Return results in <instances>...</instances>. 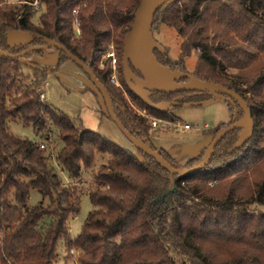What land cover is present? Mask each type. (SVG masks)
Wrapping results in <instances>:
<instances>
[{
  "label": "trees",
  "instance_id": "obj_1",
  "mask_svg": "<svg viewBox=\"0 0 264 264\" xmlns=\"http://www.w3.org/2000/svg\"><path fill=\"white\" fill-rule=\"evenodd\" d=\"M140 1L0 0V49L17 55L43 39L62 45L105 85L123 126L151 142L154 120L175 122L177 107L169 112L149 107L123 78L124 42ZM159 24L174 29L181 41L177 60L165 48V54L156 52L159 62L188 72L186 60L196 54L191 74L244 98L255 123L253 138L229 153L240 131L230 133L205 169L171 180L154 159L85 129L48 104L46 71L27 61L42 51L21 59L0 55V264H61L63 239V259L76 252V264H264V0H179L157 13L154 30ZM11 32L32 40L11 47ZM112 46L119 87L110 82L113 70L106 59ZM60 53L61 60L67 58ZM175 96L155 93L150 100L158 105ZM229 106L228 126H217L212 139L243 116L238 106ZM8 122L31 126L40 140L14 136ZM98 156L102 161L95 168ZM203 159L204 153L184 168ZM88 170L93 209L71 239L69 220L81 210L80 180ZM34 191L41 196L37 205L30 204Z\"/></svg>",
  "mask_w": 264,
  "mask_h": 264
},
{
  "label": "rangeland",
  "instance_id": "obj_2",
  "mask_svg": "<svg viewBox=\"0 0 264 264\" xmlns=\"http://www.w3.org/2000/svg\"><path fill=\"white\" fill-rule=\"evenodd\" d=\"M79 26L76 25L78 29ZM154 37L165 48L169 49L170 57L177 60L180 53V39L174 29L161 24L156 25ZM32 37L23 32H11L8 43L11 47L26 46ZM110 49L114 50L112 46ZM115 51V50H114ZM105 60V58H102ZM38 69L46 71V80L43 84L45 100L56 110L61 111L77 124L85 129L97 132L110 139L115 144L126 148L136 155L138 150L125 137L118 126L112 121L107 112V107L102 95L98 92L84 70L69 59L61 60V53L56 49H47L35 53L27 60ZM197 56L186 60V69L189 73L194 71ZM30 74V69H25ZM202 102L199 96L184 98V106L173 109L176 117L175 122L160 121L151 130L150 140L152 145L161 151H165L171 159L180 167L194 158L201 156L212 140L211 133L217 126L225 124L228 126L231 120V108L228 103L221 100H212L202 105H188V103ZM238 115L240 111L236 112ZM188 125L189 128L185 129ZM9 131L16 137L38 142L40 137L31 126H25L18 122H8ZM102 161L98 156L95 168ZM91 170L83 171L80 181L84 182L85 194L82 197L81 210L78 215L69 220V237L75 239L81 232L82 227L92 211L93 206L89 199L88 189L90 187ZM62 178L68 182L65 173ZM41 196L36 191L32 192L30 204L37 205ZM61 264H76L77 253L71 252L67 262L65 256L64 239L58 244Z\"/></svg>",
  "mask_w": 264,
  "mask_h": 264
},
{
  "label": "water",
  "instance_id": "obj_3",
  "mask_svg": "<svg viewBox=\"0 0 264 264\" xmlns=\"http://www.w3.org/2000/svg\"><path fill=\"white\" fill-rule=\"evenodd\" d=\"M177 1L179 0L140 1L133 25L124 42L122 59L123 78L128 89L137 98L157 111L169 112L173 108L178 107L180 105L179 101L185 97H180L174 102L157 105L150 100L151 95L154 93L169 96L178 94H187L188 96L197 93L207 94L211 97L208 101L188 103V105H202L212 100H221L233 107L238 106L242 110L243 116L215 135L204 152V159L191 169L173 166L159 151L153 148L151 142H146L133 136L118 119L114 102L105 85L97 78L89 65L82 62L62 45L50 39H43L42 45H32L20 54L13 55L0 49V55L6 58L21 59L36 51L47 49H56L64 53L69 60L79 65L90 78L105 101L108 115L133 146L141 153L154 159L164 171L170 174L171 180H173L174 176L182 179L205 169L210 164L217 146L226 136L237 130L240 131L238 141L229 153L241 149L253 138L255 123L247 102L235 91L226 89L224 86L214 82L200 80L189 72L173 70L159 62L156 52L165 54L166 51L165 47L154 37L155 18L161 9L169 7Z\"/></svg>",
  "mask_w": 264,
  "mask_h": 264
},
{
  "label": "built area",
  "instance_id": "obj_4",
  "mask_svg": "<svg viewBox=\"0 0 264 264\" xmlns=\"http://www.w3.org/2000/svg\"><path fill=\"white\" fill-rule=\"evenodd\" d=\"M74 15H78V12L77 10H75L74 12ZM76 25L79 26V22L76 21ZM106 59H109L110 62H111V65H112V70H113V74L111 75L110 77V82L119 87L120 86V81H119V78H118V75H119V71H118V58H117V55H116V52L114 50H111L107 55H106ZM157 122H160L158 120H154L153 122V127H156L157 126ZM189 126L186 125L185 126V129H188ZM42 148H45V146H41Z\"/></svg>",
  "mask_w": 264,
  "mask_h": 264
},
{
  "label": "flooded vegetation",
  "instance_id": "obj_5",
  "mask_svg": "<svg viewBox=\"0 0 264 264\" xmlns=\"http://www.w3.org/2000/svg\"><path fill=\"white\" fill-rule=\"evenodd\" d=\"M155 94V93H154ZM153 95V94H152ZM185 95L184 94H178V95H176L174 98H173V101H177L178 100V98H180V97H184ZM176 99V100H175ZM172 102V101H171ZM180 102V105L179 106H181L182 104H185L184 103V99L183 100H180L179 101ZM178 106V107H179Z\"/></svg>",
  "mask_w": 264,
  "mask_h": 264
}]
</instances>
